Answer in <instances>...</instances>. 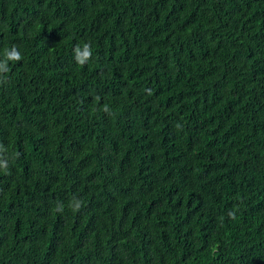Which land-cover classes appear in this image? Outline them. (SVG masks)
Returning <instances> with one entry per match:
<instances>
[{"label": "trees", "instance_id": "16d2710c", "mask_svg": "<svg viewBox=\"0 0 264 264\" xmlns=\"http://www.w3.org/2000/svg\"><path fill=\"white\" fill-rule=\"evenodd\" d=\"M14 45L0 264H264V0H0Z\"/></svg>", "mask_w": 264, "mask_h": 264}, {"label": "clouds", "instance_id": "9594fccd", "mask_svg": "<svg viewBox=\"0 0 264 264\" xmlns=\"http://www.w3.org/2000/svg\"><path fill=\"white\" fill-rule=\"evenodd\" d=\"M74 56L75 60L79 65H85L87 64L91 58H92V49L91 45L89 43H85L83 47L77 46L74 49ZM22 55L20 51L17 49V47L14 45L11 50H6L5 53V59L3 61H0V73H6L9 71L8 68V61H20L22 60ZM104 111H109L107 105L104 107ZM0 167L7 168V163L4 161H0ZM80 207V204H76V208L78 209ZM58 210L62 211V208H59Z\"/></svg>", "mask_w": 264, "mask_h": 264}]
</instances>
